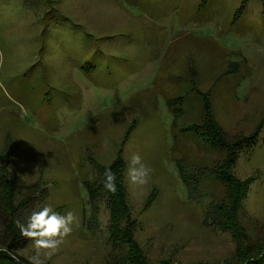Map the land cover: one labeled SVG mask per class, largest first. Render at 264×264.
Listing matches in <instances>:
<instances>
[{"label":"rangeland","instance_id":"obj_1","mask_svg":"<svg viewBox=\"0 0 264 264\" xmlns=\"http://www.w3.org/2000/svg\"><path fill=\"white\" fill-rule=\"evenodd\" d=\"M209 112L228 143L264 119V0H0V246L48 204L75 220L45 264L239 262L264 244V126L221 146ZM118 157L135 221L102 187Z\"/></svg>","mask_w":264,"mask_h":264},{"label":"trees","instance_id":"obj_2","mask_svg":"<svg viewBox=\"0 0 264 264\" xmlns=\"http://www.w3.org/2000/svg\"><path fill=\"white\" fill-rule=\"evenodd\" d=\"M205 1V0H204ZM242 7H244V5H242ZM237 16V15H236ZM206 106L209 108L210 104L209 102L206 100L205 101ZM169 106L172 107V103L169 101ZM212 113L209 112V116L206 118V122L204 124V128L206 130V132H208L213 138L218 139V143L219 145H225V146H239V145H248L250 144L252 141L257 139L258 136V132L263 128L264 126V119L262 120V122L259 124V126L257 127V129H255L254 132V136H250V137H244L241 138V140H237V141H233L231 143H228L224 140V142L221 141V137L219 135H214V129L216 127H218L219 125L217 124V122L215 121L214 117H212L211 115ZM195 129V127L193 128ZM197 130H199V128H197ZM256 135V136H255ZM223 137V136H222ZM256 137V138H255ZM220 140V142H219ZM241 145V146H242ZM234 148V147H232ZM233 152L235 153L234 156L232 155ZM237 158V152L231 150L230 151V155L229 158L225 157L223 160V164L224 166V170H230V164H232V162L236 161ZM121 160V168L124 167V161L122 158L118 157L115 163L111 164L109 167L107 168H102L103 170V175H104V181L102 183V187L104 186L105 183V171L106 169H110L111 172L114 174L115 176V183L117 186V191L115 193H112L110 191L107 190L106 193H108V196H110L109 199V205H110V209L113 213V215H120L121 217L118 219V221H135L133 220L132 216L130 215L129 212V205L126 201L127 196H126V190H124V187H122V183H123V170L124 168L120 169L119 171H117L116 169V164L117 161ZM181 162H178V166L180 169V173L182 176V179L184 180V182L188 185V174L186 173V171L184 170L183 166L180 164ZM123 165V166H122ZM233 165V164H232ZM231 165V167H232ZM227 171L223 173L222 178L224 175L227 174ZM120 172V175H119ZM230 175V174H229ZM119 178V181H118ZM2 184H0V189L2 188ZM87 187L89 189L90 192V196L91 198L94 196V192L96 193V189L94 190L89 183H87ZM234 204H236V206H238L239 204V200L237 201L236 199H233ZM231 208H234V205L231 206ZM230 209V207L228 208ZM230 211V210H229ZM230 214V213H229ZM229 215H225L224 218L225 220L229 219ZM112 231V230H111ZM110 231V232H111ZM27 239V237L25 238ZM23 239L21 241V239H15V237L10 238L9 240H5L2 242L3 247H5L6 249H3L0 246V264H23V261L19 260L18 255L14 254L16 252L15 249H17L16 247L18 246V243L15 242V240H17L18 242L20 241V245L23 246V244H25L26 240ZM136 245V243H135ZM20 246V247H21ZM239 258L240 261L239 262H231V263H215V264H264V244L263 243H255V242H248L245 246L244 249L241 250V252L239 253ZM21 259V258H20ZM141 264V263H140ZM143 264H148V263H143ZM163 264H171L169 261L164 262Z\"/></svg>","mask_w":264,"mask_h":264},{"label":"clouds","instance_id":"obj_3","mask_svg":"<svg viewBox=\"0 0 264 264\" xmlns=\"http://www.w3.org/2000/svg\"><path fill=\"white\" fill-rule=\"evenodd\" d=\"M150 172L151 169L142 162L140 154L131 155L126 175L130 187L146 185ZM115 179L111 170L106 169L104 187L112 193L117 191ZM74 220L73 212L61 214L48 204L40 207L39 210H33L26 225H20L21 234L30 238L35 248V255L28 257L29 264H45L41 255L50 256L64 243L65 238L73 231Z\"/></svg>","mask_w":264,"mask_h":264}]
</instances>
